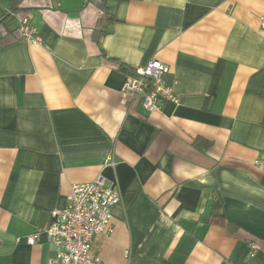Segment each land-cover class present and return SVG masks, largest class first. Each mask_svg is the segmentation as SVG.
<instances>
[{"label":"crops","instance_id":"1","mask_svg":"<svg viewBox=\"0 0 264 264\" xmlns=\"http://www.w3.org/2000/svg\"><path fill=\"white\" fill-rule=\"evenodd\" d=\"M21 8L0 24V264H49L53 211L99 175L122 197L93 241L103 264H264V0ZM24 15L38 43L15 40ZM152 60L178 104L126 89Z\"/></svg>","mask_w":264,"mask_h":264},{"label":"built area","instance_id":"2","mask_svg":"<svg viewBox=\"0 0 264 264\" xmlns=\"http://www.w3.org/2000/svg\"><path fill=\"white\" fill-rule=\"evenodd\" d=\"M264 28V15L261 17ZM17 40L28 43L40 41L38 29L31 18H19ZM169 68L158 60H152L145 66L134 68L129 75L126 89L140 98L143 106L154 111L160 109L165 101L179 103L173 89L165 84L164 77ZM107 165L116 166V160L109 158ZM121 194L103 175L87 183L73 185L64 209L53 211V224L43 232L48 235L57 248V255L49 264H103L100 256L92 251L94 238L101 234H113V213L115 206L121 203ZM41 233L27 237V242L34 245ZM259 246L251 244V257H254Z\"/></svg>","mask_w":264,"mask_h":264},{"label":"trees","instance_id":"3","mask_svg":"<svg viewBox=\"0 0 264 264\" xmlns=\"http://www.w3.org/2000/svg\"><path fill=\"white\" fill-rule=\"evenodd\" d=\"M10 1H11V15L5 14V16L3 17V20L0 21V24L7 21L8 19H10L15 14H18L21 11H23V9L21 8V4L23 3L24 0H10ZM101 8H103V6ZM103 13H104V11H103ZM104 19H106L107 21L113 20L111 17H107L106 13L103 14V16L100 18V21L102 22V21H104ZM15 40H17V39H15ZM119 70L128 71V68L125 67L123 64H120Z\"/></svg>","mask_w":264,"mask_h":264}]
</instances>
